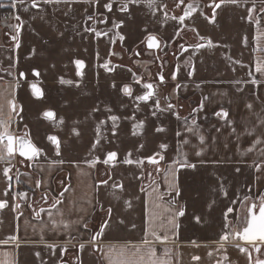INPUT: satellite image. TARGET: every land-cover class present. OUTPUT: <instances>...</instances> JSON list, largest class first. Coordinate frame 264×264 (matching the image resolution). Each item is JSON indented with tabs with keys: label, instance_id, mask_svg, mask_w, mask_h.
Returning <instances> with one entry per match:
<instances>
[{
	"label": "crops",
	"instance_id": "0c3cea01",
	"mask_svg": "<svg viewBox=\"0 0 264 264\" xmlns=\"http://www.w3.org/2000/svg\"><path fill=\"white\" fill-rule=\"evenodd\" d=\"M177 1L0 0V119L41 150L0 162V264H141L148 249L202 264V246L255 260L232 228L264 194V0ZM122 20L113 46L100 35ZM189 29L205 42L146 55L150 36L171 50ZM108 56L122 68L107 74Z\"/></svg>",
	"mask_w": 264,
	"mask_h": 264
},
{
	"label": "snow or ice",
	"instance_id": "6c2138e0",
	"mask_svg": "<svg viewBox=\"0 0 264 264\" xmlns=\"http://www.w3.org/2000/svg\"><path fill=\"white\" fill-rule=\"evenodd\" d=\"M135 2V0H133ZM232 3H236L237 0H230ZM216 7H219V5H215ZM109 10H111V6L108 5ZM192 12V5H189V11L185 13V17H188ZM180 18V22H184V18ZM175 18V17H174ZM149 47L154 46L155 44V38L149 37ZM77 64L82 67V62L77 61ZM259 70V69H258ZM163 79V77H161ZM148 89H152V85L148 84L146 85ZM34 90L37 94H40V90L36 89L35 86H33ZM126 92H130V89L125 88ZM153 93L150 91L148 95L141 97L143 100H148L149 97ZM225 116H227V113H224ZM47 118H54V113L48 112L45 114ZM113 120L116 119V117H112ZM0 162L5 163H11V159L14 158V156L18 153L19 156L24 157L28 160H33L35 158H38L41 155V150L34 145L30 139L23 138V137H16L13 134H11L8 131V126L3 123V121H0ZM50 140L54 141L57 145V149H59V141L55 137H50ZM59 154V153H57ZM115 157V153L109 154L108 159L111 160ZM162 159V157H161ZM131 162V161H129ZM151 163H157L155 159L150 160ZM189 167H195V165H189ZM11 172V168H8L5 170L4 175L9 176V173ZM9 179L11 177L9 176ZM5 207V202H0V208ZM19 207V205H17ZM258 208V212L256 209ZM43 211V210H41ZM110 211V210H109ZM233 209L230 207L227 212L231 213ZM247 215L242 217L240 221H238V224L242 227V230H237L236 227L232 228L233 234L245 241L246 243L252 244L255 247V251L259 252L260 247L257 246V243H264V197L260 198L259 206L256 203H252L250 207L246 206ZM180 215H183V212L179 213ZM227 219V217H226ZM104 227H107V224L104 225ZM228 235H224L222 237L223 240H228ZM147 243V241H145ZM81 249H83V245L80 246ZM147 259L142 260L141 264H160L157 260H155V251L153 249H148L146 252ZM257 264H264V261H257Z\"/></svg>",
	"mask_w": 264,
	"mask_h": 264
},
{
	"label": "rangeland",
	"instance_id": "374dc122",
	"mask_svg": "<svg viewBox=\"0 0 264 264\" xmlns=\"http://www.w3.org/2000/svg\"><path fill=\"white\" fill-rule=\"evenodd\" d=\"M117 39H119V38L116 37V40ZM163 43H166V42L163 40ZM167 43H169V42H167ZM141 51H143V50H141ZM151 54H152L151 51H149V50L146 51L147 56H150ZM142 55H144V53ZM142 63H143L144 71H146L147 74L150 75L149 74V73H151L150 69L149 68L147 69L146 67H147V65H152L151 61L145 60ZM145 64H147V65H145ZM145 68H146V70H145ZM162 75H163V77L165 76L167 78V76H166L167 73H165V74L163 73ZM152 81H153V84L155 85V87H158V88L162 87V85L160 86V81L158 80V77L156 74L153 75ZM158 90H160V89H158ZM0 121H1V119H0ZM0 130H2V129H0ZM200 249H202V251H201V257L202 258L200 260V262L202 264H206V262H208L209 264H254V252H252V250L249 246L248 247H246V246H231V248L227 247L224 252H220V251L214 252V251H212V248L207 247V246H202V247H200ZM206 252L210 253V255L208 256L206 254ZM261 252H262V255L264 256V249Z\"/></svg>",
	"mask_w": 264,
	"mask_h": 264
},
{
	"label": "built area",
	"instance_id": "2783aa9c",
	"mask_svg": "<svg viewBox=\"0 0 264 264\" xmlns=\"http://www.w3.org/2000/svg\"><path fill=\"white\" fill-rule=\"evenodd\" d=\"M101 22L103 21L102 18ZM100 19H98L96 21V25L97 27L100 26L102 23L99 21ZM123 20L121 22L119 21H115L113 22L110 26L108 27H103V29L106 31V34H101V37H105V35L110 36L111 38V44L113 46H115L117 43H120L121 45L124 43L126 37L121 33V28L123 26ZM116 37H118L119 39L116 40ZM166 45L161 49V53L165 54L169 51V47L170 44L169 43H165ZM114 55V53H112ZM100 66L102 68L105 69V72L107 74L109 73H113L114 71H116L117 69L122 68L123 64L119 63L118 61H113L112 60V56H108L105 61H101L100 62Z\"/></svg>",
	"mask_w": 264,
	"mask_h": 264
},
{
	"label": "water",
	"instance_id": "95a60500",
	"mask_svg": "<svg viewBox=\"0 0 264 264\" xmlns=\"http://www.w3.org/2000/svg\"><path fill=\"white\" fill-rule=\"evenodd\" d=\"M180 4H183V1H180ZM150 37H154L155 38V44H154V46H152V47H149V43H150V41H149V38L147 39V41H146V43H145V47H146V49L147 50H149V51H151L153 54H154V56L155 57H157L158 59L159 58H164V57H166V54H161V49L166 45L165 43H163V41L161 40V39H159L156 35H152V36H150ZM185 46H187V45H184V46H182L181 48H179L178 50H181L182 48H184ZM150 90V89H149ZM17 137H23V138H27V139H29L28 138V136H25V135H22V136H17ZM16 155H18L19 156V154L17 153ZM19 157H21V156H19ZM21 158H23L24 160H28V159H26V158H24V157H21ZM156 161H157V163H159V159H155ZM259 200H260V198H258V200H257V205L259 206ZM256 211L258 212V208L256 209ZM236 239H238L241 243H243V244H248V245H251L254 249H255V247L252 245V244H249V243H246L245 241H243L242 239H240V238H238V237H236ZM257 246H259L260 247V251L259 252H256L255 251V256H257V258L254 260V264H257V261L258 260H260V261H264V258H259L258 257V255L261 253V251L264 249V243H257Z\"/></svg>",
	"mask_w": 264,
	"mask_h": 264
},
{
	"label": "trees",
	"instance_id": "16d2710c",
	"mask_svg": "<svg viewBox=\"0 0 264 264\" xmlns=\"http://www.w3.org/2000/svg\"><path fill=\"white\" fill-rule=\"evenodd\" d=\"M3 11H8L10 10L9 8H5L2 9ZM205 42V40L201 39L198 37V35L194 32V30L189 29L186 31H182L179 36H178V40L175 44H172L171 46V50H169V54L167 55L166 53V57L170 58H175L177 52L179 51L178 49L181 48L184 45H190V44H198V43H202ZM173 49V50H172ZM166 99L168 100V98L166 97ZM257 258V256H255V259Z\"/></svg>",
	"mask_w": 264,
	"mask_h": 264
},
{
	"label": "flooded vegetation",
	"instance_id": "af4514ba",
	"mask_svg": "<svg viewBox=\"0 0 264 264\" xmlns=\"http://www.w3.org/2000/svg\"><path fill=\"white\" fill-rule=\"evenodd\" d=\"M180 1H182V0H179V1H177L173 6H174V8L175 9H180L181 8V5L182 4H180ZM208 7H210V5L208 6ZM192 30V29H191ZM195 32V31H194ZM196 33V32H195ZM197 34V33H196ZM161 54H163V53H161ZM166 54V53H165ZM160 59V58H159ZM163 70L164 69H162L161 68V71L160 72H158V73H156V75H157V77H158V80L160 81V86L162 85V87L161 88H158V87H156L157 89H160L161 91H163L164 90V84L166 83V79L163 77ZM161 77H163V79H161ZM26 132V131H25ZM24 131L21 133V134H19V135H15L16 137L17 136H22V135H25V136H27L26 135V133H25ZM21 158V157H20ZM23 161H29V160H24L23 158H21ZM261 197H264V194L263 195H261L259 198H261ZM258 200V199H257ZM259 203H260V200H259ZM260 258H264V256H262V257H260Z\"/></svg>",
	"mask_w": 264,
	"mask_h": 264
}]
</instances>
